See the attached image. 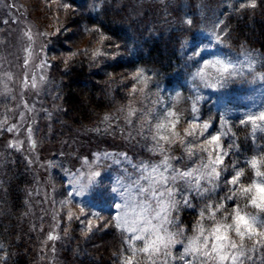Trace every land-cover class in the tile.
Segmentation results:
<instances>
[{
	"label": "rangeland",
	"instance_id": "obj_1",
	"mask_svg": "<svg viewBox=\"0 0 264 264\" xmlns=\"http://www.w3.org/2000/svg\"><path fill=\"white\" fill-rule=\"evenodd\" d=\"M63 4L65 3L60 0L56 2L0 0V96L8 100L6 105L8 112L1 125L4 127L3 121L7 120L8 127L17 126L15 131L8 132L6 144L15 145L18 141H22L19 150L14 147L9 148L18 153L33 171L34 186H29L28 189L30 191L28 214L29 219L39 225V232L44 236L42 264H60L64 258L63 249L67 247L71 248V259L76 256L79 260L93 259L95 264H122L125 256L131 255V251H122L127 245L124 244L121 233L106 221L114 211L110 205L114 201L119 202V198L111 192L116 179L123 177L126 167L129 174L134 173L130 166L123 162L104 159L97 161L94 159L95 155L127 154L135 163L159 161L161 156L149 151L154 143L152 135L155 133V125L163 119L166 110L176 111L181 121L176 131L183 135L184 129L188 126L187 121L193 117L192 106L195 104L196 115L201 122H210V131L213 134L222 127L230 130L223 137L222 142L227 147L235 141L237 150L230 152L225 158V164L238 162L244 165L247 159L264 148V133L257 132L253 136L252 126L240 122L248 114L264 109V80L257 79L253 82L252 77L246 75L244 78L229 82L222 89L216 91L206 89L199 81L193 80V73L203 62L201 56L194 53H201L203 60L222 58L233 61L242 59V54L245 52L252 53L260 72H264V55L259 50L245 45H231L224 40L225 29L222 23L210 20L204 26L199 39L185 40L182 43L173 77L167 83H162L145 72L151 80L141 93L139 88L143 85L136 84L132 79V74L137 69L125 65L129 60L127 50L110 38L101 41L102 34L99 31L86 33L85 29L96 28L86 26L80 21L77 10L70 6L65 9ZM57 28L66 31L62 35H57L55 33ZM26 33L31 34V40ZM217 33L221 34L222 42L216 41ZM29 47L30 57L25 51ZM97 48H102L107 54L95 59L97 68H100L106 59L110 62L124 63L122 69L110 72L106 76L109 90L119 89L125 94V101L111 115H105L109 117L108 121H104L105 116H103L91 128L74 130L71 134L63 132L60 134L61 129L57 121H59L61 100L58 97L63 83L53 70V65L55 66V62L60 60L69 63L74 58L68 60L70 52L87 51L91 56L92 51ZM26 58H28L27 66L24 63ZM41 60H47L50 67H38ZM60 70L62 72L66 70V65ZM9 74L11 79L8 78ZM33 75L37 79L40 75L46 78L38 89H32L30 86ZM26 80L29 84L27 88L23 87ZM5 84L10 91L2 94ZM133 86L137 88L135 93L132 92ZM177 93H179L178 97ZM82 101H85V97ZM82 101L81 104H86ZM25 104L32 111L26 110ZM129 106L137 109L131 117L132 124L127 123L125 119ZM121 109L124 111L122 112ZM22 112L23 119L20 115ZM221 117L224 118L223 125ZM29 126L32 128V137L35 140L34 148L28 141ZM169 154L177 158L173 161V165L182 170L196 167L200 163V158L206 157L205 153L197 151L196 155L189 158L179 142L171 146ZM2 167L0 163V171ZM89 168L100 171L101 175L97 178V182L83 196H74L72 205L62 208L61 202L67 198L66 193L71 191L69 175L78 171L87 174ZM228 171L224 173L225 178L228 177ZM252 178H256L254 174ZM177 183L182 184V182ZM177 192L178 199L183 192L192 203L191 207L181 204L178 210L172 212L175 222L183 227L184 235H195L194 229L198 222L209 228L212 221L207 219L201 221L200 210L204 207L201 199L188 192L186 187H178ZM225 195H227L226 187L221 182L220 187L216 189L215 201H221ZM222 202L226 203L228 212L235 206L230 200ZM77 203L85 209V213L94 212L100 216L99 220H93L96 227L87 235L85 234L87 218L81 215L79 208L75 207ZM150 203L153 208L156 207L155 201ZM69 209L76 216H80V219H74L70 224L67 220ZM225 214L222 211L217 213V216L222 218ZM207 215L206 211L205 216ZM100 225L104 226L99 227ZM168 227L171 230L172 226L168 225ZM50 233L58 235L59 239L47 241L45 238ZM134 243L139 246L143 244L142 241ZM182 252V244L173 247V256L167 258L168 264H183V261L173 258ZM164 259L161 255L156 264H163ZM134 264H143L142 258L138 257Z\"/></svg>",
	"mask_w": 264,
	"mask_h": 264
},
{
	"label": "snow or ice",
	"instance_id": "obj_2",
	"mask_svg": "<svg viewBox=\"0 0 264 264\" xmlns=\"http://www.w3.org/2000/svg\"><path fill=\"white\" fill-rule=\"evenodd\" d=\"M98 3L99 0H94L93 7H96ZM62 6L65 9L69 8L66 3ZM240 7L255 8V0L247 5L241 4ZM187 22L191 23V21ZM64 31L66 29L57 28L55 33L62 35ZM94 31H99V29H85L86 33ZM26 35L29 40L32 39L31 34L26 33ZM107 39L109 37L103 34L100 37L101 41ZM216 41L222 42L221 34H216ZM25 51L30 57V47ZM81 54L87 55L88 53L87 51L84 53L70 52L68 60ZM194 54L200 55L203 62L193 73V80L199 81L200 85L206 89L213 91L222 89L229 82L244 78L246 75L251 76L253 82L257 79L264 80V72L258 71L257 60L252 53L245 52L242 54L243 58L236 61L222 58L203 60L201 53ZM102 55H107L102 48H97L91 53L93 60ZM24 63L25 66L28 65V58ZM38 67L47 68L50 65L47 60H41ZM8 78L11 79L10 74ZM45 79L44 75H40L38 79L33 75L31 88L38 89ZM132 79L136 84L143 85L139 88V91L143 93L151 77L145 74L143 68H139L132 74ZM28 86L26 80L23 87ZM9 91L10 89L5 84L2 94H7ZM132 92H137L135 86L132 87ZM178 96L179 93H177ZM196 99L198 100L199 97ZM25 109L32 111L27 104H25ZM121 111L123 112L124 109ZM136 112V108L128 107L125 116L127 123L132 124L131 117ZM192 113L193 117L187 121L188 126L184 129L183 135L176 131L177 125L181 122L180 115L176 111L166 110L163 119L155 125V133L152 135L154 143L149 151L160 155L159 161L135 163L129 159L127 154L113 156L111 153L97 154L94 157L97 161L104 159L123 162L130 166L134 173L129 174L126 167L123 177L116 179L111 192L119 198V202L114 201L110 205L114 211L106 221L121 233L122 240L127 245V248L122 251H131V255L125 256L122 264H134L138 257L142 258L143 264H156L161 255L165 258L163 264H168L167 258L173 256V247L180 244L183 245V252L173 258L183 261V264H264V148L247 159L244 165L238 162L225 164V158L230 152L237 150L235 141L227 147L222 142L223 137L230 130L222 127L213 134L210 131V122H201L196 115L195 104L192 106ZM20 115L23 119L24 113ZM220 119L223 125L224 118ZM108 120L109 117L105 116L104 121ZM240 122L252 126L253 136L257 132L264 133V109L248 114ZM3 124L6 125L7 120H4ZM16 127L12 125L4 130L13 132ZM189 137L191 139H188ZM28 141L34 148L35 140L32 137L30 126ZM177 142L184 147L189 158L196 155L197 151L205 153L206 157H201L200 163L194 168L182 170L175 167L173 161L177 158L169 153L171 146ZM21 143L23 142L18 141L15 145L10 143L9 147L19 150ZM226 171H228L227 178L224 177ZM65 172L67 173L68 170L66 169ZM253 174L255 179L252 178ZM100 175V171L94 168H89L87 174L78 171L69 175L71 191L66 193L67 198L61 202V207L72 205L74 196H83L97 182ZM177 182H182V184ZM221 182L226 187L227 195L223 196L221 201H215L216 189L220 187ZM178 187H186L188 192H192L201 199L204 204L200 210L201 221L205 219L212 221L209 228H205L202 222H198L194 229L195 235H184L183 227L175 222L172 212L178 210L181 204L191 207L192 203L183 192L180 193V198H177ZM229 200L235 203L230 212L227 210L226 203L222 202ZM150 201H155V208ZM75 207L79 208L81 215L87 218L85 234L91 233L96 227L93 220H99L100 216L94 212L85 213V209L80 207L79 203ZM206 211L207 216H205ZM222 211L226 214L218 218L217 213ZM74 219H80V216H76L69 209L67 212L69 224ZM168 225L172 226L171 230ZM57 239L59 236L55 234L50 233L47 236V241ZM135 241H142V246L136 245Z\"/></svg>",
	"mask_w": 264,
	"mask_h": 264
},
{
	"label": "trees",
	"instance_id": "obj_3",
	"mask_svg": "<svg viewBox=\"0 0 264 264\" xmlns=\"http://www.w3.org/2000/svg\"><path fill=\"white\" fill-rule=\"evenodd\" d=\"M60 1L77 10L86 26L99 29V33L121 44L129 54L126 66L143 68L162 83L175 74L182 43L199 39L210 20L222 23L224 40L231 45H245L264 55V0H255V8L240 7L252 0H99L96 7L94 0ZM87 53L69 63L60 60L53 65L63 83L58 97L60 134L95 126L125 101L119 89L109 90L106 76L122 69L124 63L106 59L97 68L96 60ZM7 101L0 96V125L8 112ZM8 124L0 127V264H42L44 236L28 214L33 171L6 144L8 131L4 129ZM70 249H63L60 264H95L90 258L71 259Z\"/></svg>",
	"mask_w": 264,
	"mask_h": 264
}]
</instances>
